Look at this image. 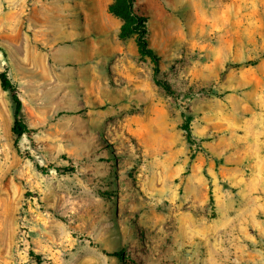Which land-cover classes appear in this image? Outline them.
I'll return each instance as SVG.
<instances>
[{
  "label": "rangeland",
  "instance_id": "374dc122",
  "mask_svg": "<svg viewBox=\"0 0 264 264\" xmlns=\"http://www.w3.org/2000/svg\"><path fill=\"white\" fill-rule=\"evenodd\" d=\"M75 2L0 0V264H264V0H136L106 81Z\"/></svg>",
  "mask_w": 264,
  "mask_h": 264
},
{
  "label": "crops",
  "instance_id": "0c3cea01",
  "mask_svg": "<svg viewBox=\"0 0 264 264\" xmlns=\"http://www.w3.org/2000/svg\"><path fill=\"white\" fill-rule=\"evenodd\" d=\"M113 1L76 0L78 10L71 21L65 22L73 26L71 34L80 48L74 55L75 73L82 74L87 68L106 81L114 66L127 57L129 38L119 36L122 20L109 10Z\"/></svg>",
  "mask_w": 264,
  "mask_h": 264
},
{
  "label": "trees",
  "instance_id": "16d2710c",
  "mask_svg": "<svg viewBox=\"0 0 264 264\" xmlns=\"http://www.w3.org/2000/svg\"><path fill=\"white\" fill-rule=\"evenodd\" d=\"M109 10L122 20L119 33L120 38L126 40L132 36H135L140 56L150 57L155 61V63H158L160 57L157 54L155 48H153L149 42V18L147 15L141 13L136 7V0H114L109 5ZM0 49L2 50L1 47ZM158 72L159 68L156 66L155 77L157 76ZM156 80L160 82L157 77ZM0 85L4 91L8 92L12 102V132L15 135V141L17 142L20 137L29 131L28 125L23 118V101L19 95L17 84L11 79L6 70L0 71ZM183 128L187 133L188 141L191 142L192 133L189 122H186ZM73 169L74 168H70V170ZM110 255L119 258H125V251L124 249L117 250L110 253Z\"/></svg>",
  "mask_w": 264,
  "mask_h": 264
}]
</instances>
